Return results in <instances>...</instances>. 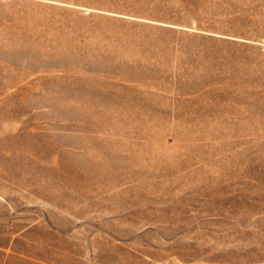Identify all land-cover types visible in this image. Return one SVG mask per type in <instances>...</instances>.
<instances>
[{
  "label": "rangeland",
  "instance_id": "rangeland-1",
  "mask_svg": "<svg viewBox=\"0 0 264 264\" xmlns=\"http://www.w3.org/2000/svg\"><path fill=\"white\" fill-rule=\"evenodd\" d=\"M0 264H264V0H0Z\"/></svg>",
  "mask_w": 264,
  "mask_h": 264
}]
</instances>
